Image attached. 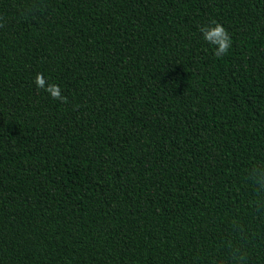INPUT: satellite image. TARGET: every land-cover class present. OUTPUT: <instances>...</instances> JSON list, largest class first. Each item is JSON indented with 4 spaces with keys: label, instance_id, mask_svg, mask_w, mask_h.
I'll use <instances>...</instances> for the list:
<instances>
[{
    "label": "trees",
    "instance_id": "trees-1",
    "mask_svg": "<svg viewBox=\"0 0 264 264\" xmlns=\"http://www.w3.org/2000/svg\"><path fill=\"white\" fill-rule=\"evenodd\" d=\"M0 25V264H264V0H0Z\"/></svg>",
    "mask_w": 264,
    "mask_h": 264
},
{
    "label": "clouds",
    "instance_id": "clouds-1",
    "mask_svg": "<svg viewBox=\"0 0 264 264\" xmlns=\"http://www.w3.org/2000/svg\"><path fill=\"white\" fill-rule=\"evenodd\" d=\"M198 30L202 35V39L213 47L215 56L222 57L229 53L232 47V37L222 24L213 20L209 24L200 25ZM34 83L38 89L46 91L51 98L68 103L67 97L62 95L60 87L56 84H48L42 74H37ZM255 171L254 169L253 174L249 176V180L251 181L253 193L258 198L257 202L259 203V198L264 197V192H262L261 186H258L259 181L255 177Z\"/></svg>",
    "mask_w": 264,
    "mask_h": 264
}]
</instances>
